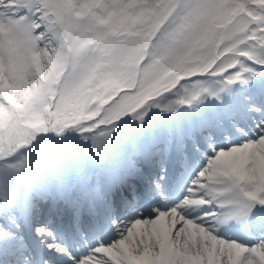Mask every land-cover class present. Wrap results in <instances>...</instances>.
<instances>
[{
  "label": "snow or ice",
  "instance_id": "snow-or-ice-1",
  "mask_svg": "<svg viewBox=\"0 0 264 264\" xmlns=\"http://www.w3.org/2000/svg\"><path fill=\"white\" fill-rule=\"evenodd\" d=\"M0 264H264V0H0Z\"/></svg>",
  "mask_w": 264,
  "mask_h": 264
},
{
  "label": "rangeland",
  "instance_id": "rangeland-1",
  "mask_svg": "<svg viewBox=\"0 0 264 264\" xmlns=\"http://www.w3.org/2000/svg\"><path fill=\"white\" fill-rule=\"evenodd\" d=\"M153 111H156V110H153Z\"/></svg>",
  "mask_w": 264,
  "mask_h": 264
}]
</instances>
